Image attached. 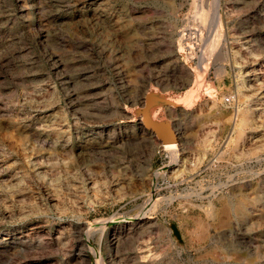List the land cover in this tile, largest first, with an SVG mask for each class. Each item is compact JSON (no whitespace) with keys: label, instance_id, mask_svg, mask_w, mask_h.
I'll list each match as a JSON object with an SVG mask.
<instances>
[{"label":"rangeland","instance_id":"374dc122","mask_svg":"<svg viewBox=\"0 0 264 264\" xmlns=\"http://www.w3.org/2000/svg\"><path fill=\"white\" fill-rule=\"evenodd\" d=\"M0 264H264V0H0Z\"/></svg>","mask_w":264,"mask_h":264},{"label":"water","instance_id":"95a60500","mask_svg":"<svg viewBox=\"0 0 264 264\" xmlns=\"http://www.w3.org/2000/svg\"><path fill=\"white\" fill-rule=\"evenodd\" d=\"M151 96L146 98L145 107L143 108L141 114L143 116V124L147 129H151L154 134L161 139L163 144H171L176 142V136L167 123H157L153 121L150 117V107H151Z\"/></svg>","mask_w":264,"mask_h":264},{"label":"bare ground","instance_id":"6f19581e","mask_svg":"<svg viewBox=\"0 0 264 264\" xmlns=\"http://www.w3.org/2000/svg\"><path fill=\"white\" fill-rule=\"evenodd\" d=\"M241 83H242V81H239V84H241ZM152 100L153 101L151 102L150 113H151V111H154L155 107H157L160 104V102H159V100L157 98H154ZM180 103L181 102L177 100V101L173 102L172 104H173V106H176V105H179ZM238 115H239V117H238L239 119L236 122V127L241 129L240 127L242 125H244V123L247 121L245 109L244 108L240 109ZM241 137H242V131L239 132V135L237 136V138H241ZM163 148H164V150L171 151V150L175 149V144L174 145L173 144H165L163 146Z\"/></svg>","mask_w":264,"mask_h":264},{"label":"built area","instance_id":"2783aa9c","mask_svg":"<svg viewBox=\"0 0 264 264\" xmlns=\"http://www.w3.org/2000/svg\"><path fill=\"white\" fill-rule=\"evenodd\" d=\"M232 102H234V97H233V96H232V97H227V98H225V103L230 104V103H232Z\"/></svg>","mask_w":264,"mask_h":264}]
</instances>
